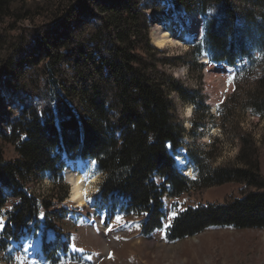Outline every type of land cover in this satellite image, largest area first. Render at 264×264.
I'll use <instances>...</instances> for the list:
<instances>
[{
	"label": "trees",
	"instance_id": "trees-1",
	"mask_svg": "<svg viewBox=\"0 0 264 264\" xmlns=\"http://www.w3.org/2000/svg\"><path fill=\"white\" fill-rule=\"evenodd\" d=\"M174 1L187 8L198 4L205 16L202 42L212 59L232 62L245 52L247 33L237 25L241 14L233 0ZM250 1L260 18L248 22L264 50V0ZM147 4L0 0V209L10 203L0 227V253L12 241L55 228V220L70 210L51 208V197L40 198L27 183L45 172L61 180L70 158L88 156L105 174L94 206L142 216L144 234L162 226L168 190L176 195L191 184L227 180L241 184L239 197L186 206L171 219L167 236L181 238L212 225L264 228V173L251 133L238 132L236 163L208 167L200 180L174 167L167 141L175 148L180 135L169 89L178 86L160 66L184 57L165 55L150 43ZM26 19L30 24L24 27ZM256 84L251 104L260 111L264 69ZM7 141L16 148L14 159L4 157Z\"/></svg>",
	"mask_w": 264,
	"mask_h": 264
},
{
	"label": "rangeland",
	"instance_id": "rangeland-1",
	"mask_svg": "<svg viewBox=\"0 0 264 264\" xmlns=\"http://www.w3.org/2000/svg\"><path fill=\"white\" fill-rule=\"evenodd\" d=\"M233 2L241 14L237 25L246 29L247 34L242 41L245 52L238 53L232 62L214 60L210 55L209 62L202 61L207 48L198 37L199 30L194 31L188 20L195 17L196 11L204 25L205 16L197 3L187 8L178 6L174 0H148L144 9L152 45H155L151 37L153 26L163 21V14L176 16L193 34L183 44L157 47L165 55L184 57L179 63L160 67L178 86L169 89V97L180 144L172 148L167 141V147L172 156L191 161L192 171L184 173L191 179L200 180L201 172L208 167L236 163L240 150L238 132L251 133L260 146V168L264 173V108L259 111L251 104V93L259 87L257 76L264 69V50L255 26L248 22L252 18L259 20L260 9L250 0ZM22 24L27 27L30 22L26 19ZM250 34L253 38L247 36ZM2 144L6 159L18 156L13 143ZM84 174L89 180L95 178L94 188L88 193V202L79 206L68 201L70 188L63 171L61 180L45 172L27 183L29 191L40 198L51 197V208L70 210L55 220V228H48L44 234H29L8 242L0 253V264H264V228L212 225L181 238L167 236L170 221L177 212L189 205L222 203L229 197H239L240 183L227 180L191 184L176 195L168 190L164 195L162 226L144 234L142 216L96 208V191L105 174L97 165L92 167L88 163L84 165ZM9 205L8 202L0 209V227ZM43 240L47 242L46 251L42 250Z\"/></svg>",
	"mask_w": 264,
	"mask_h": 264
},
{
	"label": "bare ground",
	"instance_id": "bare-ground-1",
	"mask_svg": "<svg viewBox=\"0 0 264 264\" xmlns=\"http://www.w3.org/2000/svg\"><path fill=\"white\" fill-rule=\"evenodd\" d=\"M186 19L188 18L186 17ZM188 20L192 22L191 26L194 31L197 32L199 30L198 13L195 11V17ZM183 25L184 24H182L176 16L163 14V21H161L160 24L157 22L153 26L151 32L152 43L157 47H161L165 44L178 45L185 43L193 37V34ZM202 61L206 63L209 62L208 54H204ZM208 67L212 70L210 65H208ZM189 111L190 108L188 109V112ZM174 157V165H176L177 169L181 170L182 173L189 174L192 171V163L189 159L176 155ZM85 163L90 164L92 167L97 165L94 159L88 157L85 160L72 159L64 168V178L69 183L70 188L68 201L78 206L88 202V193L94 188L92 182L95 181V178L89 180L85 177Z\"/></svg>",
	"mask_w": 264,
	"mask_h": 264
},
{
	"label": "snow or ice",
	"instance_id": "snow-or-ice-1",
	"mask_svg": "<svg viewBox=\"0 0 264 264\" xmlns=\"http://www.w3.org/2000/svg\"><path fill=\"white\" fill-rule=\"evenodd\" d=\"M168 146H169V147H171V145H170V144H169ZM117 219H119V217H118ZM169 226H170V225H169Z\"/></svg>",
	"mask_w": 264,
	"mask_h": 264
}]
</instances>
